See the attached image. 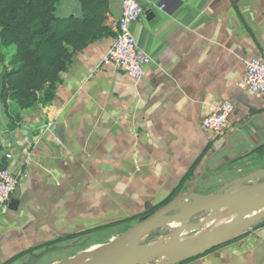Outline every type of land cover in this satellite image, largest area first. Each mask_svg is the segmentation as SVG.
Returning <instances> with one entry per match:
<instances>
[{"label":"crops","instance_id":"crops-1","mask_svg":"<svg viewBox=\"0 0 264 264\" xmlns=\"http://www.w3.org/2000/svg\"><path fill=\"white\" fill-rule=\"evenodd\" d=\"M107 1L113 29L123 0ZM136 1L144 14L128 28L150 59L141 78L103 61L113 36L74 55L51 102L20 110L0 100V168L19 176L0 211V264H56L93 249L191 167L185 185L201 175L195 190L207 189L264 143V95L241 83L244 60H264V0ZM55 14L80 16L81 5L60 0ZM224 100L233 111L213 136L201 121ZM183 264H264V226Z\"/></svg>","mask_w":264,"mask_h":264},{"label":"trees","instance_id":"trees-1","mask_svg":"<svg viewBox=\"0 0 264 264\" xmlns=\"http://www.w3.org/2000/svg\"><path fill=\"white\" fill-rule=\"evenodd\" d=\"M59 1L0 0V46L14 47L7 64L5 53L0 51V100L5 109L9 102L20 110L51 102L74 55L92 42L115 35L106 23L110 8L107 0H78L81 15L66 18L55 14ZM245 156L253 162H264V143ZM192 175L191 167L163 201L122 220L130 222L126 229L169 202ZM259 226H264V218L255 224Z\"/></svg>","mask_w":264,"mask_h":264},{"label":"water","instance_id":"water-1","mask_svg":"<svg viewBox=\"0 0 264 264\" xmlns=\"http://www.w3.org/2000/svg\"><path fill=\"white\" fill-rule=\"evenodd\" d=\"M200 177L110 241L56 264H177L228 243L264 218V167L208 194L195 192ZM202 212H207L202 219L190 221ZM229 214H234L229 220L212 223ZM172 223L178 225L153 243H141L150 232ZM192 230L199 232L183 236Z\"/></svg>","mask_w":264,"mask_h":264},{"label":"built area","instance_id":"built-area-1","mask_svg":"<svg viewBox=\"0 0 264 264\" xmlns=\"http://www.w3.org/2000/svg\"><path fill=\"white\" fill-rule=\"evenodd\" d=\"M121 14L113 25L115 35L106 50L103 61L110 62L116 70L132 79H139L149 58L136 42L128 25L138 21L144 14V7L136 0H123ZM245 71L241 83L251 92L264 95V60L249 57L244 60ZM233 104L224 100L213 105L201 121L202 128L213 136L221 133L227 126ZM19 182V176L8 168H0V211L6 207L11 192Z\"/></svg>","mask_w":264,"mask_h":264},{"label":"rangeland","instance_id":"rangeland-1","mask_svg":"<svg viewBox=\"0 0 264 264\" xmlns=\"http://www.w3.org/2000/svg\"><path fill=\"white\" fill-rule=\"evenodd\" d=\"M13 50V46L5 49L0 46V51L5 53V56H9ZM1 67V65H0ZM264 167V162H253V161H244L241 162L240 165H238L236 168H231L230 169H223L217 172V175L221 178L219 179L218 184L211 186L207 189H203L202 187H197L195 192L200 193V194H208V193H214L217 192L218 190L224 188L227 184L231 183L232 181L236 180L238 177H241L243 175H246L252 171H255L259 168ZM211 177V175L209 176ZM207 212H202L197 215H195L190 221H198L202 219ZM234 214H229L228 217L225 219L226 221L229 220ZM178 223H172L170 225H166L162 228L156 229L152 232H150L147 236H145L142 240V244H151L153 243L156 239H158L161 235L171 231ZM199 230H192V231H186L184 232V236H193L197 234Z\"/></svg>","mask_w":264,"mask_h":264},{"label":"bare ground","instance_id":"bare-ground-1","mask_svg":"<svg viewBox=\"0 0 264 264\" xmlns=\"http://www.w3.org/2000/svg\"><path fill=\"white\" fill-rule=\"evenodd\" d=\"M232 207H228V208H226V209H223L222 210V213H227V211H230V209H231ZM228 216H225V217H222L221 219H218V221H216V222H212V223H217V224H220V223H223V222H225L226 220V218H227Z\"/></svg>","mask_w":264,"mask_h":264}]
</instances>
